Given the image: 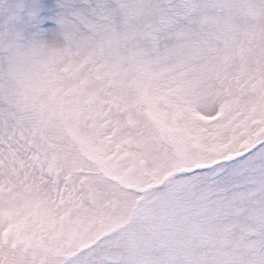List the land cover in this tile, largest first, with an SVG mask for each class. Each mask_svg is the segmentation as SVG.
<instances>
[{
    "label": "rangeland",
    "instance_id": "1",
    "mask_svg": "<svg viewBox=\"0 0 264 264\" xmlns=\"http://www.w3.org/2000/svg\"><path fill=\"white\" fill-rule=\"evenodd\" d=\"M198 28L208 21L223 65L254 125L264 112V0H177ZM12 0H0V14ZM28 49L0 60V107L9 104L35 140L0 136V264H237L264 233V196L241 215L217 212L178 175L189 170L139 105L142 63L121 52ZM47 61L55 88L36 99L25 77ZM154 68L157 67L153 61ZM43 104L41 115L39 105ZM44 124L37 127V121ZM241 131H247L242 128ZM92 136L91 141L89 135ZM250 147V146H249ZM51 171L50 214L40 192Z\"/></svg>",
    "mask_w": 264,
    "mask_h": 264
},
{
    "label": "snow or ice",
    "instance_id": "2",
    "mask_svg": "<svg viewBox=\"0 0 264 264\" xmlns=\"http://www.w3.org/2000/svg\"><path fill=\"white\" fill-rule=\"evenodd\" d=\"M187 8L177 0H12L0 14V60L11 65L25 50L61 51L58 44L90 55L127 53L125 59L142 63L147 75L139 105L161 125L189 169L178 175L199 188L217 212L241 215L264 196V112L251 127L239 122L247 110L238 82L223 67L226 55L214 46L208 21L192 27ZM38 72L25 77L37 100L55 88L50 63L42 62ZM43 124L37 121V127ZM9 135L24 142L36 138L3 104L0 136ZM43 175L40 207L50 214L45 190L52 173ZM245 246L247 255L237 264H264V233Z\"/></svg>",
    "mask_w": 264,
    "mask_h": 264
}]
</instances>
